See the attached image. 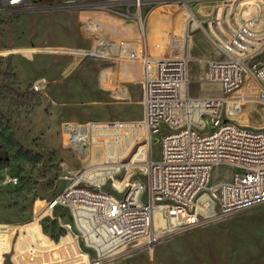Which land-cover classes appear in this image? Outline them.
<instances>
[{
    "label": "rangeland",
    "instance_id": "obj_1",
    "mask_svg": "<svg viewBox=\"0 0 264 264\" xmlns=\"http://www.w3.org/2000/svg\"><path fill=\"white\" fill-rule=\"evenodd\" d=\"M227 2L230 3L190 4L200 19L196 23L199 29L190 32L188 48L194 96L201 94L200 81L207 72L208 60L217 58L208 20L217 17L219 8L220 15L233 13L235 21L238 13L241 18L247 17L259 12L261 6V0ZM113 10L0 12V264L90 262L85 250H80L72 237L67 236L65 225L71 219L65 208H55L38 223L35 219L45 204L66 188L65 170L79 175L87 166L102 161L100 145L107 143V132L94 129L95 136L88 140L91 130L86 132L83 126L79 127V144L85 146L79 153L86 166L67 144L64 131L67 125L142 119V88L138 80L141 63L134 61L128 68L119 65L120 54L128 44L136 42L134 37L140 35L139 28L127 8ZM180 11L178 5L164 4L149 5L144 10L150 54L165 55L157 45L164 44L167 34L176 33L178 28L187 36V21L182 20L176 28ZM85 31L96 39L94 46ZM176 46L180 44H175L172 52L178 53L182 45ZM63 49L92 50L91 58L79 60L75 65L74 56L59 54ZM109 51H113L116 61L106 58ZM107 70L116 74L115 82L122 86L119 90L128 92L130 97L113 96L105 77ZM40 82L46 88L37 92L34 86ZM253 93L243 102L230 100L228 115L239 125L264 129V103ZM158 139L153 143L156 159L161 154ZM69 144L72 145L71 141ZM90 144L98 145L93 147L92 159ZM136 170L129 169L124 184ZM225 172L224 168L215 169L212 182ZM110 173L109 169H91L86 175L101 180ZM8 178L17 179V183H9ZM140 178L145 180L142 175ZM115 183L123 185L118 180ZM111 189L110 184L104 188ZM167 225L162 213L156 212L155 230L161 237L155 247L149 248L145 240L138 241L104 264H264V203L182 233L164 235Z\"/></svg>",
    "mask_w": 264,
    "mask_h": 264
},
{
    "label": "built area",
    "instance_id": "obj_2",
    "mask_svg": "<svg viewBox=\"0 0 264 264\" xmlns=\"http://www.w3.org/2000/svg\"><path fill=\"white\" fill-rule=\"evenodd\" d=\"M227 1L231 0H0V12H108L124 7L145 38L143 13L149 5H178L192 10L193 2L230 3ZM220 10L208 24L221 56L208 60L199 96L191 93L193 82L188 71L191 29L186 37L167 34L165 55L160 57L149 53L145 38L142 56L134 59L142 66V119L65 127L67 144L83 164L86 162L79 151L85 146L79 144V127L91 130L88 140L97 130L107 132V143L100 145L102 161L90 168L85 164L87 168L79 175L65 170L66 188L45 204L35 221L38 223L55 208H65L71 219L65 225L67 236L89 255L87 264H104L138 241L145 240L149 248L155 247L161 237L155 230L158 211L167 220L165 235L223 221L264 203V129L239 125L226 115L230 100L243 102L253 91V96L264 102V0L259 12L241 20L233 21V13L220 15ZM85 32L94 46L96 39ZM175 44H182L178 53L172 52ZM91 51L63 49L59 54L74 56L77 65L79 60L91 58ZM111 72L107 70L105 77L113 96L126 98L116 94L109 82ZM45 88L43 82L34 86L37 92ZM154 139L161 147L158 159L153 155ZM88 146L92 159L93 147L98 145ZM217 168L226 172L212 182ZM91 169H109L111 173L94 180L86 175ZM129 169L138 170L124 184ZM8 180L17 183V179ZM115 180L123 185H116ZM108 184L111 191L104 190Z\"/></svg>",
    "mask_w": 264,
    "mask_h": 264
},
{
    "label": "crops",
    "instance_id": "obj_3",
    "mask_svg": "<svg viewBox=\"0 0 264 264\" xmlns=\"http://www.w3.org/2000/svg\"><path fill=\"white\" fill-rule=\"evenodd\" d=\"M171 17H172V15H171ZM176 18H177V22H176V28H177L180 23H183L182 20L185 21V15L183 13H180ZM179 32H180V29L178 28L176 30L177 35L180 34ZM145 38H147V37L145 36ZM145 38L143 36H140V35L137 36V37H134V40L136 42H132V43L128 44L125 47V49L122 51L123 53L120 54L119 65H121V66L125 65L124 68H128V65L131 64L134 61V59L140 58L142 56V48H143V45H144L143 43H145ZM163 39H164V37L162 38V40ZM166 39L167 40L164 42V44H163V42H161L160 44L157 45V48H160V53L164 52L165 44H166V42L169 39L168 35H167ZM181 40H184V39H181ZM181 45L182 44H180V46H176V48H180ZM216 55L218 56L217 50H216ZM106 58H108V60L109 59H114V60L116 59L115 56H114L113 51L106 52ZM124 59H126L127 61L124 60ZM141 76H142V66H141V71H140V74H139V79H138L139 81L141 79ZM115 77L117 78L116 74H114V73L111 74L110 78H109L110 79L109 82L111 83V85L115 89L116 94L122 95V96H124L126 98L128 96L130 97V95H128L127 93H124L123 91L119 90V88L122 87V86H119V83L115 82V79H116Z\"/></svg>",
    "mask_w": 264,
    "mask_h": 264
},
{
    "label": "bare ground",
    "instance_id": "obj_4",
    "mask_svg": "<svg viewBox=\"0 0 264 264\" xmlns=\"http://www.w3.org/2000/svg\"><path fill=\"white\" fill-rule=\"evenodd\" d=\"M165 6L166 7H169V5H167V4H165ZM180 13H183L184 15H185V21H187V31H190V29H191V32L192 31H197L198 29H199V24H196L197 22H198V20H200V19H198L196 16H195V14H194V12H193V10H191V9H186V8H183L182 9V12L180 11ZM238 17H240L241 18V13L239 14L238 13ZM237 17V18H238ZM236 18V19H237ZM242 19V18H241ZM181 35V37H184V33H182V32H179ZM191 36V35H190ZM216 50H217V53H218V56L217 57H220L221 56V53H220V51H219V49L216 47ZM263 102V101H262ZM264 103V102H263ZM227 107H228V105H227ZM226 115L227 116H229L228 115V108H227V112H226ZM229 117H231V116H229ZM232 118V117H231Z\"/></svg>",
    "mask_w": 264,
    "mask_h": 264
}]
</instances>
